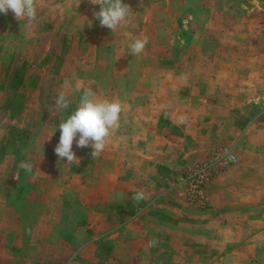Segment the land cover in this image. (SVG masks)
I'll use <instances>...</instances> for the list:
<instances>
[{
  "label": "crops",
  "instance_id": "obj_1",
  "mask_svg": "<svg viewBox=\"0 0 264 264\" xmlns=\"http://www.w3.org/2000/svg\"><path fill=\"white\" fill-rule=\"evenodd\" d=\"M197 2L188 44L166 27L136 56L128 44L147 35L140 19L150 8L131 7L114 33L88 0H36L33 22L0 13V147L12 129L37 148L59 136L81 96L65 81L122 105L107 142L114 156L102 160L100 213L89 219L76 214V163L50 151L0 154V264H264V0ZM61 91L69 92L68 110L55 107ZM122 146L132 147L131 162ZM220 146L237 163L208 185L206 208L190 207L175 187ZM129 163L150 172L127 178ZM137 190L149 198L137 203Z\"/></svg>",
  "mask_w": 264,
  "mask_h": 264
},
{
  "label": "rangeland",
  "instance_id": "obj_2",
  "mask_svg": "<svg viewBox=\"0 0 264 264\" xmlns=\"http://www.w3.org/2000/svg\"><path fill=\"white\" fill-rule=\"evenodd\" d=\"M188 1L189 2L186 5H185L184 0H124V3L128 4L130 8L134 7L135 10L137 9L141 11L145 10L146 12L147 10H149V8L150 10L151 9L153 10V15L152 16L149 15L147 20L140 19V23L147 21L146 26L141 25V32H143L142 30H145L147 35H144V36H146L148 39L151 35L152 36L156 35L157 32L162 31V29H165L166 27H172V30H173L172 33L175 34V36L176 34L180 36L179 38L180 40L176 43H181L184 45V44L189 43L190 35L193 30L192 27L195 21V11L200 2V1L197 2V0H188ZM204 4L208 6L207 2ZM152 6H154V9L152 8ZM155 11L156 13H154ZM163 12H166V14H164ZM130 28H131L130 25H127L125 27L126 30H130ZM139 37H142V34H140ZM150 45H152V42H150ZM262 110H263V107H262ZM63 117L64 119L67 118V116H63ZM39 118L40 116L38 117L35 116L34 121H37V119ZM27 120L29 119L27 118ZM51 121H55V118L52 117ZM8 138H9V141L7 142V146L0 147V154L9 153V152H12V153L14 152L15 154H17V153H22V152L25 153L27 151L28 156L31 154L32 155H39V154L49 155L48 151H50L51 154H55L54 149L59 142L60 134L59 136L53 135V138L51 142L49 143V145H45V146L41 145L39 146V148L34 147L33 145H30V146L29 144L27 145V142H29L31 138L29 137V135H27V133L23 131L12 129L9 132ZM9 142L13 144L12 145L13 147L9 146ZM32 143H35V142H32ZM121 149L122 150L126 149L128 151L124 155L128 159L125 162L126 163L131 162V151L133 150L132 147L122 146ZM106 150L107 151L110 150V153H107ZM113 150H115V147L110 146L108 143V145H106L105 150L97 158L94 159L91 156V152L93 151V149L90 146L85 147V148H79L76 145H73V151L75 152L76 156L79 158V163H76V179H77L76 189L81 190V192L78 193L76 196V205H77L76 214H77L78 219L80 220H83L84 218L89 219L90 215L95 216L98 213H100V206L102 204L101 202L104 199V196L100 194V190H105V187L107 186L106 182L103 181V177H104L103 171L105 170L106 165L102 164L103 163L102 160L110 158L111 156L113 157L114 156V153H112ZM126 163H124L123 165H126ZM133 164L132 163L128 164L130 169H128L127 171V178H131L132 174L136 175L138 173L145 174V173L150 172L149 170L151 169V167L147 166L148 164L138 163V164H134L135 167L132 168ZM200 165L202 164L195 165L193 167H190L184 170L181 175L180 181L178 182V185H176L175 187V190H177V194L179 198L185 201L190 207H194V208L202 210L206 208L207 206L198 205L196 203L191 202L186 195V190H190L188 187V184L190 185V181L187 179V175L190 172L194 171L196 168H198V166ZM57 170L59 171L61 170V168H57ZM63 170L67 171L66 165L63 168ZM32 171H34V169H32ZM112 207L113 209H115L116 205L114 204L112 205ZM113 229H115V227ZM97 230L98 228L95 231L92 229H89V231L91 232V236H97L98 234H100V231L97 232ZM24 234H26V231L24 232ZM94 245H96L94 246V252L97 254L100 253V251H102L103 249L102 247L103 245L101 247L99 243L94 244ZM28 246H29L28 252L29 253L33 252L34 249H32V246H30L29 243H26L25 247L28 248ZM19 250H21V247L19 246L13 247V251L17 252V254H19ZM76 250L77 249L72 248L73 252H75ZM79 262L81 264H94L83 258L82 259L80 258ZM99 264H103V263L100 262Z\"/></svg>",
  "mask_w": 264,
  "mask_h": 264
},
{
  "label": "clouds",
  "instance_id": "obj_3",
  "mask_svg": "<svg viewBox=\"0 0 264 264\" xmlns=\"http://www.w3.org/2000/svg\"><path fill=\"white\" fill-rule=\"evenodd\" d=\"M92 5H99V11L93 15L99 21L101 27H106L114 32L124 27L127 18L132 12L130 6L124 0H88ZM12 11L18 20L25 19L28 22L35 21L37 17L36 0H0V13L7 14ZM148 43V38L135 37L128 44L130 54L133 56L142 53ZM64 88L80 92V100L76 103V110L62 120L59 124L60 139L54 151L67 165L79 163V158L73 151V142L79 148L91 147V156L97 158L106 148L108 139L113 130L119 128L122 105L118 100L100 99L90 88L82 89L79 81L73 85L65 81ZM69 92L61 91L55 98L57 109H67L72 104L69 100ZM26 172H32L30 163H23ZM143 190H137L132 199L137 203L148 199ZM158 243L153 239L148 241L146 248L155 247Z\"/></svg>",
  "mask_w": 264,
  "mask_h": 264
},
{
  "label": "built area",
  "instance_id": "obj_4",
  "mask_svg": "<svg viewBox=\"0 0 264 264\" xmlns=\"http://www.w3.org/2000/svg\"><path fill=\"white\" fill-rule=\"evenodd\" d=\"M261 115L262 118H264V97ZM236 163L237 156L233 153L230 147H218L209 162L198 166V168L187 175V179L190 181V185L188 184L190 190H186L188 199L198 205H207L209 201L207 194V187L209 183L216 177L217 174Z\"/></svg>",
  "mask_w": 264,
  "mask_h": 264
}]
</instances>
